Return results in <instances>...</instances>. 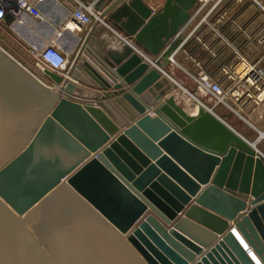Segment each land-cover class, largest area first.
Here are the masks:
<instances>
[{
    "label": "water",
    "instance_id": "water-1",
    "mask_svg": "<svg viewBox=\"0 0 264 264\" xmlns=\"http://www.w3.org/2000/svg\"><path fill=\"white\" fill-rule=\"evenodd\" d=\"M196 1L167 0L143 32L168 43ZM90 42L66 73L44 71L58 88L0 46V264H264L256 145L163 98L179 86L157 71L134 85L148 66L126 73L133 47Z\"/></svg>",
    "mask_w": 264,
    "mask_h": 264
},
{
    "label": "crops",
    "instance_id": "crops-1",
    "mask_svg": "<svg viewBox=\"0 0 264 264\" xmlns=\"http://www.w3.org/2000/svg\"><path fill=\"white\" fill-rule=\"evenodd\" d=\"M81 1L87 4L95 2L96 8L102 12L101 23L82 29L65 27L75 7L74 2L45 0L40 4L43 20L25 15L21 24L13 25L9 32H0L3 48L28 61L33 58L30 49H39L56 38V44L73 59L91 32L95 38L94 44L89 43L93 50L100 48L105 53L114 51L122 54L126 47L131 46L134 52L130 56L136 55L140 61L135 62L126 73L137 72L144 64L148 66L141 71L134 85L152 71H157L161 77L165 76L169 82L179 86L163 98L173 94L177 104L190 114L193 112L188 108V99L189 103L195 102L196 106L211 111L247 142L255 144L264 156V15L253 4L248 0H224L204 5L197 0L184 24L175 30L169 27L172 30L169 42L178 39L179 45L167 58L164 55L169 44L167 38L163 36V44H153L160 36L158 26L153 25L151 36L143 32L151 16L164 11L167 0H142L151 10V15L147 17L128 0L107 14L104 11L114 0ZM170 21L166 18V25ZM224 65L230 67V77L223 73ZM200 72L222 82L226 93L224 102L202 90L197 80ZM252 73L258 77L256 85L245 81ZM40 78L47 85L58 88L51 78ZM177 92L184 93L188 99L178 96ZM205 186L202 185V188Z\"/></svg>",
    "mask_w": 264,
    "mask_h": 264
},
{
    "label": "built area",
    "instance_id": "built-area-1",
    "mask_svg": "<svg viewBox=\"0 0 264 264\" xmlns=\"http://www.w3.org/2000/svg\"><path fill=\"white\" fill-rule=\"evenodd\" d=\"M58 1V0H56ZM60 1V0H59ZM75 7L72 11L70 20L65 27L71 29H82L102 22V12L97 9L95 2L85 3L81 0H72ZM202 4H218L224 0H200ZM242 2L244 0H231ZM264 15V0H248ZM45 0H0V32H9L13 25L21 24L25 15L32 16L35 19L43 20L44 14L40 9V4ZM72 25V26H71ZM264 34V24L262 25ZM264 40V38H263ZM30 54L35 59L37 65L43 70H49L56 73H66L74 64V59L69 57L57 44L56 38L45 44L39 49H30ZM223 73L229 77L230 67L224 65ZM246 76V75H245ZM256 74H251L245 78L247 83L256 85ZM202 90L215 96L218 101L224 102L226 93L220 80L213 78L207 73L200 72L197 78ZM233 93V91H232ZM251 252V249H248Z\"/></svg>",
    "mask_w": 264,
    "mask_h": 264
},
{
    "label": "rangeland",
    "instance_id": "rangeland-1",
    "mask_svg": "<svg viewBox=\"0 0 264 264\" xmlns=\"http://www.w3.org/2000/svg\"><path fill=\"white\" fill-rule=\"evenodd\" d=\"M0 46H2V42H0ZM6 51L10 52L21 64H23L30 72L35 74L37 77L40 78V76H42V77L47 76L44 74V71L37 65V63L35 62V59H33L32 57H30V60L27 61V60H24L22 58V56H20L19 54L12 53L8 48L6 49ZM47 78H48V76H47ZM48 79H50V77ZM180 101H181V99H180Z\"/></svg>",
    "mask_w": 264,
    "mask_h": 264
},
{
    "label": "bare ground",
    "instance_id": "bare-ground-1",
    "mask_svg": "<svg viewBox=\"0 0 264 264\" xmlns=\"http://www.w3.org/2000/svg\"><path fill=\"white\" fill-rule=\"evenodd\" d=\"M71 26H72V25H71ZM175 94H176V93H175ZM177 95H178V96L181 95V96L185 97L184 93L182 94V93H178V92H177ZM186 98L188 99L187 96L185 97V99H186ZM187 99H186V100H187ZM188 100L190 101V99H188ZM188 100H187V104H188V108H189V110H191L193 113H195V112H196V108H195V107H196V103H195V102H194L195 104H194V103L192 104L191 102L189 103Z\"/></svg>",
    "mask_w": 264,
    "mask_h": 264
},
{
    "label": "flooded vegetation",
    "instance_id": "flooded-vegetation-1",
    "mask_svg": "<svg viewBox=\"0 0 264 264\" xmlns=\"http://www.w3.org/2000/svg\"><path fill=\"white\" fill-rule=\"evenodd\" d=\"M65 203V205H69L72 207H74V205H76V202L72 201V200H69V201H64L63 204ZM65 210H67V206L65 207Z\"/></svg>",
    "mask_w": 264,
    "mask_h": 264
}]
</instances>
